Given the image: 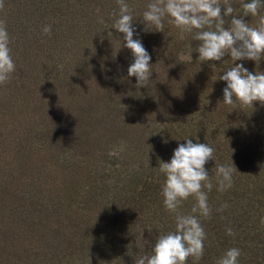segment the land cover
Wrapping results in <instances>:
<instances>
[{"label": "trees", "instance_id": "obj_1", "mask_svg": "<svg viewBox=\"0 0 264 264\" xmlns=\"http://www.w3.org/2000/svg\"><path fill=\"white\" fill-rule=\"evenodd\" d=\"M149 2L127 0L133 38L151 55L147 86L137 87L113 28L117 0H3L15 71L0 84V264H134L151 254L175 230L159 162L185 138L214 149L204 253L186 264H216L233 247L239 264H264V105L225 104L219 79L234 63L264 71V60L200 61L194 33L180 39L170 17L164 31L145 30ZM228 3L243 14L241 0ZM245 19L257 26L259 16ZM215 161L237 168L224 191ZM194 204L190 196L179 211Z\"/></svg>", "mask_w": 264, "mask_h": 264}, {"label": "clouds", "instance_id": "obj_2", "mask_svg": "<svg viewBox=\"0 0 264 264\" xmlns=\"http://www.w3.org/2000/svg\"><path fill=\"white\" fill-rule=\"evenodd\" d=\"M119 14L113 28L124 34L125 47L131 50L133 62L129 65L128 76L137 78V87L147 86L151 75V55L143 46L140 39H134L136 29L133 26V13L127 0H117ZM264 6L261 0H241L243 14L233 15L235 9L224 0H150L142 19L145 30L154 29L164 31V18H171V22L180 30V39L185 33H194L193 39L200 42L197 47L200 61H221L225 54L232 60H264V15H259V9ZM4 3L0 0V10ZM259 16L257 26H250L245 17ZM225 17H231L230 26L225 27ZM103 23V18H100ZM151 26V27H149ZM42 32L51 33V25H44ZM10 38L6 21L0 20V84L6 83L10 74L15 71V63L9 47ZM226 82L223 88V102L232 105L238 100L242 105H253L259 101L264 105V71L250 72L243 63H234L219 76ZM186 142L179 144L168 162L160 161L159 170L165 180L161 188L165 208L175 213V230L157 237L152 253L136 258L134 264H186L189 256L199 260L204 253L205 230L200 218L211 215L208 203V192L213 183L205 164L214 160V149L206 143ZM167 142V141H165ZM216 184L219 191L232 186L233 172L237 168L220 164L215 161ZM207 189V191H205ZM190 196L195 198L191 213L179 211L183 201ZM227 205L221 206L222 211ZM260 223L264 225V217ZM228 235H234L231 228L226 229ZM241 250L227 249L216 264H239Z\"/></svg>", "mask_w": 264, "mask_h": 264}, {"label": "rangeland", "instance_id": "obj_3", "mask_svg": "<svg viewBox=\"0 0 264 264\" xmlns=\"http://www.w3.org/2000/svg\"><path fill=\"white\" fill-rule=\"evenodd\" d=\"M186 57H188V55H186Z\"/></svg>", "mask_w": 264, "mask_h": 264}]
</instances>
